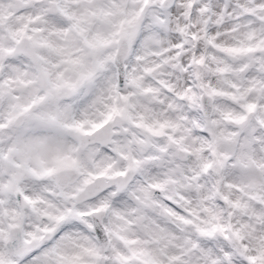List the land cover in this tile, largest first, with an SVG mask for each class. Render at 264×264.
Returning <instances> with one entry per match:
<instances>
[{
    "label": "snow or ice",
    "instance_id": "6c2138e0",
    "mask_svg": "<svg viewBox=\"0 0 264 264\" xmlns=\"http://www.w3.org/2000/svg\"><path fill=\"white\" fill-rule=\"evenodd\" d=\"M0 264H264V0H0Z\"/></svg>",
    "mask_w": 264,
    "mask_h": 264
}]
</instances>
